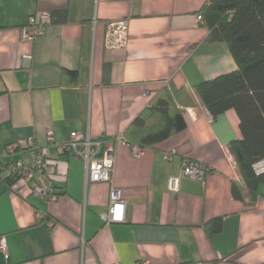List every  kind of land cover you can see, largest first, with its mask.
I'll return each instance as SVG.
<instances>
[{
  "label": "crops",
  "instance_id": "crops-1",
  "mask_svg": "<svg viewBox=\"0 0 264 264\" xmlns=\"http://www.w3.org/2000/svg\"><path fill=\"white\" fill-rule=\"evenodd\" d=\"M206 1L0 0V160L7 145L24 150L31 139L56 161L59 194L45 203L23 182L8 187L10 174L0 172V238L9 250L0 264H264V184L254 200L245 191L243 200L231 195L232 182L242 187L229 152L241 139L238 117L229 110L211 118L195 93L237 70L227 44L210 41L196 21ZM42 12L50 17L44 34L22 39L29 18ZM123 19L120 47L108 41L107 26ZM161 90L183 111L186 128L137 158L115 144L110 183L88 182L81 159L46 143L48 131L57 146L71 133L132 140L126 130ZM170 149L177 156L165 161ZM183 161L207 169L203 183L183 176ZM112 188L121 192L124 218L105 225ZM217 218L221 230L210 232Z\"/></svg>",
  "mask_w": 264,
  "mask_h": 264
},
{
  "label": "trees",
  "instance_id": "trees-1",
  "mask_svg": "<svg viewBox=\"0 0 264 264\" xmlns=\"http://www.w3.org/2000/svg\"><path fill=\"white\" fill-rule=\"evenodd\" d=\"M209 31L210 41L224 42L237 70L202 82L195 93L211 118L233 110L239 120L240 140L229 143L242 187L231 184V195L243 200L244 191L252 200L264 184V173L256 175L253 165L264 159V0H207L195 14ZM64 74L75 76L73 71ZM183 111L161 90L125 132L126 142L140 148H152L186 128ZM16 149L22 150L20 146ZM19 179L8 176L12 187ZM210 232H220L222 219L213 220Z\"/></svg>",
  "mask_w": 264,
  "mask_h": 264
},
{
  "label": "built area",
  "instance_id": "built-area-1",
  "mask_svg": "<svg viewBox=\"0 0 264 264\" xmlns=\"http://www.w3.org/2000/svg\"><path fill=\"white\" fill-rule=\"evenodd\" d=\"M196 21L202 24L200 16H197ZM49 22L50 17L46 12L30 17L27 25L30 29L27 27L22 28L21 38L32 40L43 35L44 27ZM127 28V19L109 23L107 26L108 41L110 40L114 45L123 47ZM22 61L24 67H29L31 58L25 56ZM185 112L189 117H193L191 109H186ZM46 143L48 146H55L65 153H70L81 159L85 165L86 180L90 183H110L114 169L115 144L127 146L130 150V155L134 158L140 157L145 150L137 145L129 144L121 135L112 139L91 140L89 137H86L84 140H79L76 133H71L66 143L57 146L52 131H48ZM19 153H21V157L17 161H13L12 157ZM46 156L43 149L36 147L31 139L27 140L24 150L18 151L14 144H9L6 146L4 159L0 160V172L7 171L11 177L19 179L20 182H23L30 189V193L34 197L43 200L45 203L56 202L59 197L54 182L57 165L56 161L48 159ZM176 156L177 150L170 149L163 154V159L165 161H172ZM253 170L256 175L264 173V159L255 163ZM207 173V169L200 163L192 161L182 162V174L188 179L203 183ZM178 182L177 178L170 179L169 185L172 191L177 190ZM124 210L125 203L121 192L112 188L109 193L108 210L100 216V219L105 225L122 222ZM0 252L4 254L5 259L8 258L9 250L4 238H0ZM138 264H148V262H139Z\"/></svg>",
  "mask_w": 264,
  "mask_h": 264
}]
</instances>
